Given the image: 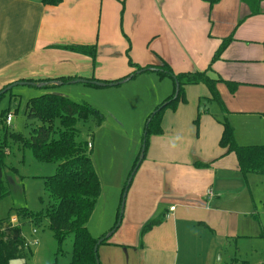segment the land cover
Masks as SVG:
<instances>
[{
    "label": "crops",
    "instance_id": "obj_1",
    "mask_svg": "<svg viewBox=\"0 0 264 264\" xmlns=\"http://www.w3.org/2000/svg\"><path fill=\"white\" fill-rule=\"evenodd\" d=\"M106 1L63 0L59 5H45L42 0H0V87L19 80L62 76L102 81L98 76L99 64L94 69L92 64L100 61ZM262 1L258 13H254L256 6L247 0H221L211 6L213 16L208 19L214 30L215 24L220 23V45L231 34L234 39L220 58L206 56L200 67V72L208 71L214 78L240 83L235 94L219 84L240 144H264V72L258 76L247 67L264 64ZM202 5L209 8L206 1ZM235 14L239 16L236 26ZM165 25L160 29L161 35L172 29L171 25ZM229 30L232 33L224 36ZM95 31L99 32L100 46L95 60L66 48L76 42H92ZM238 44L245 47L240 55L234 50ZM253 45H261V53L252 55L249 49ZM165 62L163 57H158L155 64L162 66ZM151 66L149 70H155ZM119 76H111L105 82L127 75ZM204 87L206 96L210 97L209 89ZM203 116L199 137L193 144L194 132L188 127L187 132L180 129V117L175 116L169 126L163 120L164 132L155 135L149 158L130 194L132 208L136 206L131 211L138 233L125 248L106 246L103 255L100 254L101 264H248L249 260L244 259L248 253L242 254L241 259H227L225 254L232 242L239 245L238 249H245L249 242H264L261 237L264 198H259L252 187L264 176H244L236 155H225L219 145L223 132L219 114L215 118L211 113ZM176 136L181 140L175 139ZM173 142L176 148H172ZM198 161L211 164L198 167ZM210 188L214 192L211 199L206 195ZM162 212L164 221L141 236L144 224ZM33 241L26 246L28 256L10 264H29L30 254L33 255L31 246L39 243ZM108 243L112 244L109 240ZM258 264H264V260Z\"/></svg>",
    "mask_w": 264,
    "mask_h": 264
},
{
    "label": "rangeland",
    "instance_id": "obj_2",
    "mask_svg": "<svg viewBox=\"0 0 264 264\" xmlns=\"http://www.w3.org/2000/svg\"><path fill=\"white\" fill-rule=\"evenodd\" d=\"M205 1L107 0L102 22L103 32L100 36V61L92 64L93 69L97 63L99 64L98 76L103 80L87 78L90 80L88 82H105L111 79L109 77L116 75H127L128 77L134 76L135 73L138 75L115 86L68 82L52 89L54 93L63 94L74 101L87 102L104 115L101 125L95 121H79L77 123L79 130L77 138L91 144L89 146L91 158L101 180V194L87 223V228L96 238L108 237L113 232L109 238L112 244L103 243L99 247L100 261V254L103 255L106 246L125 248L124 245L133 241L138 233L132 214L136 206L132 208L130 194L134 190L140 170L149 158L148 154L154 145L155 135H151L148 139L144 158L132 179L131 186L127 192L125 191V203H123L125 197L123 190L129 173L143 150L145 128L149 116L154 113L158 105L165 103L175 88L174 79L170 75L160 74L155 70L143 73L144 69L137 68L138 66L147 68L151 64L160 66L155 63H158V57H163L174 75L182 72L202 71L200 68L203 66L202 59H205L206 56L212 59L220 45L218 36L222 35L219 32L220 23L215 24V30L210 23L208 18L213 16L211 4L206 1L209 6L207 9L202 5ZM247 1H251L254 6L259 4L260 7H263L262 0ZM215 16L217 15L215 14ZM238 17L235 14V26L239 21ZM218 19L222 21V19ZM165 23L171 25L172 29H167V33L161 35L160 29ZM232 31L229 30L223 35H229ZM94 35L95 39L92 42L73 44L96 45L98 51L100 48L98 46L99 32L95 31ZM244 48L243 45L238 44L234 50L237 55H240ZM249 50L252 51L250 52L252 55H257L261 53L262 46L253 45ZM247 67L258 76L264 72L263 63ZM157 69L166 71L163 66L157 67ZM10 84L1 86L0 92ZM219 84L218 90L221 95ZM221 84L225 85L231 94L236 93H232L226 83L221 82ZM205 90H207L206 87L201 84L186 86L185 100H179L175 109L168 108L163 118L169 126L175 116L180 117V129L187 132L186 128L188 127L190 131L194 132V140L191 144L199 137L203 115L211 113L214 118L218 114L220 119L224 117L220 105L212 99V95L206 96ZM45 91L41 87L20 84L14 86L9 92L5 91L7 93L1 98L0 104V113L5 111L3 120L0 118V141L4 139L3 125L9 127L11 131L21 132L25 136L30 135L32 127L40 125L38 120L28 119L26 106L30 98L39 96ZM9 114L12 115L10 125L6 122V117ZM197 119L199 120L198 125L196 124ZM162 128H164L163 122ZM9 145L6 149L8 165L6 177L11 194L0 202V219L7 217L10 211L20 206H27L31 210H40L43 207L40 197L47 198L48 196L45 179L54 175L57 168V163L37 160L30 149H22L18 143L12 140ZM259 178L261 179L255 181L252 187L256 189L259 198H264V177ZM257 203L259 204V201ZM11 213L12 216H15L14 212ZM120 215L121 223L119 227H116L119 224ZM15 224L12 233L5 232L7 237L13 236L14 232L15 234L22 232L27 241L32 242L36 238L39 240L37 245L31 246L33 255L30 254L29 264H71L72 236L63 245H59L48 221L40 226L31 223L21 225L18 221ZM34 228L38 230L37 234L32 233ZM116 245L118 246L115 247ZM238 247L239 245L232 242L225 254L227 259L230 257L231 259L236 257L241 259L243 258L242 254L246 256L248 253V258H244L249 260L246 261L248 264H258L264 260V242L262 244L249 242L245 249H238Z\"/></svg>",
    "mask_w": 264,
    "mask_h": 264
},
{
    "label": "trees",
    "instance_id": "obj_3",
    "mask_svg": "<svg viewBox=\"0 0 264 264\" xmlns=\"http://www.w3.org/2000/svg\"><path fill=\"white\" fill-rule=\"evenodd\" d=\"M206 1L211 6H214L221 0ZM42 2L45 5H59L63 0H42ZM259 11L260 6L257 4L254 13ZM233 39L232 34L223 39L213 56L214 60L221 57ZM66 48L92 56L94 60L97 56L96 45L71 44L66 46ZM162 66L166 71L157 69V67ZM162 66L151 67H155V71H159L160 74L170 75L174 79V92L165 103L158 105L154 113L149 116L150 122H147L145 128L147 134L144 135V140H146L145 151H141L136 159L123 191L125 192L126 188L131 186L132 179L146 153L150 136L163 134L162 122L165 111L168 108L175 109L179 100H185V88L188 85L204 84L210 90L212 99L220 105L224 117L219 119L223 125L219 145L225 150V155L229 153L236 155L240 171L244 176L248 174L264 175V144H240L237 141L236 129L229 120V111L218 90V84L224 82L230 91L235 93L240 83L225 80L222 77L214 78L208 71L182 72L174 75L168 63L165 62ZM138 69L149 70L148 67H139ZM137 75L138 73H135L133 77ZM75 79H78V77L62 76L38 81L30 80L36 83L47 82V84L41 86L46 91L39 96L30 98L26 106L28 119H36L40 122V125L32 127L29 136H25L21 132L11 131L5 125L2 127L4 139L0 141V202L11 194L10 185L6 177V169L8 167L6 149L10 146L11 140L18 143L22 149H30L37 160L57 163V168L54 175L45 179V188L48 196L47 198L40 197L43 204L40 210H31L27 206H20L10 211L7 217L0 219V264H10L12 260L28 256L26 238L22 232L21 234H17V232L15 234L14 232L13 236L8 237L5 234V232L12 233L14 231L13 228H15L13 226L16 225L11 223V218L13 217L11 212H14L21 225L31 223L35 226H40L45 221H48L59 245H63L72 236L71 264H101L99 252H96L95 247L99 240H101L100 245L108 243L110 236L96 238L87 228V223L95 210L97 200L101 194V180L91 158L89 142L77 138L79 134L77 123L79 121H95L98 125H101L104 115L87 102H77L63 94L52 91L57 85L54 82L61 81L66 84ZM87 83L100 86L91 82ZM33 86L38 87L37 85ZM7 92H0V104L1 98ZM4 115L5 111H2L0 113L1 120H3ZM196 124H199L198 119ZM210 164L211 162H196L198 167H205ZM164 216L165 213L162 212L144 224L141 236L161 224L164 221ZM120 221L121 215L118 223ZM117 226L119 227V225ZM261 237L264 238V230L261 232Z\"/></svg>",
    "mask_w": 264,
    "mask_h": 264
},
{
    "label": "water",
    "instance_id": "obj_4",
    "mask_svg": "<svg viewBox=\"0 0 264 264\" xmlns=\"http://www.w3.org/2000/svg\"><path fill=\"white\" fill-rule=\"evenodd\" d=\"M143 72V71H142ZM133 77V75H131V76H129V77H127V78H124V79H122V80H119V81H115V82H94V84H97V85H100V86H106V85H110V86H112V85H118V84H122V83H124V82H126V81H128V80H130L131 78ZM89 80H87V79H83V78H79V79H75V80H72V81H70V82H88ZM58 84H63V82H60V81H56ZM92 83V82H91ZM31 85V86H33V85H37L38 87H41V86H43V85H45V84H47V82H45V83H39V84H37L36 82H34V81H30V80H19V81H16V82H13L12 84H10L9 86H7L3 91H1V92H5V91H8V90H10V89H12L14 86H16V85ZM148 122H150V120L148 121ZM147 134V132H145V135ZM146 140H144V146H143V152L145 151V146H146ZM127 190H128V188H126V192H127ZM126 192H125V197H124V202L123 203H125V198H126ZM123 209H124V204H123ZM122 214H123V212H122ZM120 223L121 222H119V224L118 225H120ZM110 236V235H109ZM100 242H101V240H99V242L97 243V245H96V247H95V250H96V252L98 251V248H99V245H100ZM99 264V263H98Z\"/></svg>",
    "mask_w": 264,
    "mask_h": 264
},
{
    "label": "built area",
    "instance_id": "obj_5",
    "mask_svg": "<svg viewBox=\"0 0 264 264\" xmlns=\"http://www.w3.org/2000/svg\"><path fill=\"white\" fill-rule=\"evenodd\" d=\"M12 121V115L11 114H9L8 115V117H7V122L8 123H10ZM89 146H91V144L89 143ZM206 195H207V197L209 198V199H211L213 196H214V192H213V189H208L207 190V192H206ZM173 209H175V207H172V210ZM18 221V218L17 217H15V216H13L12 218H11V223L14 225L16 222ZM38 230L36 229V228H34V230H33V232L34 233H36ZM28 242H30V241H27L26 240V246H28ZM33 242H38V240H35V241H33Z\"/></svg>",
    "mask_w": 264,
    "mask_h": 264
},
{
    "label": "clouds",
    "instance_id": "obj_6",
    "mask_svg": "<svg viewBox=\"0 0 264 264\" xmlns=\"http://www.w3.org/2000/svg\"><path fill=\"white\" fill-rule=\"evenodd\" d=\"M175 139L181 140V137L180 136H176ZM171 146H172V148H176L177 144L173 142Z\"/></svg>",
    "mask_w": 264,
    "mask_h": 264
}]
</instances>
